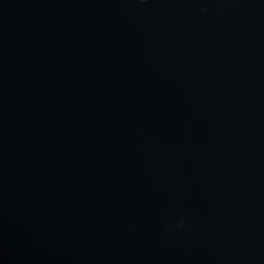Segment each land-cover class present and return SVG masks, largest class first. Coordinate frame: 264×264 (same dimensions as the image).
<instances>
[{
	"label": "water",
	"instance_id": "water-1",
	"mask_svg": "<svg viewBox=\"0 0 264 264\" xmlns=\"http://www.w3.org/2000/svg\"><path fill=\"white\" fill-rule=\"evenodd\" d=\"M0 264H264V0H0Z\"/></svg>",
	"mask_w": 264,
	"mask_h": 264
}]
</instances>
